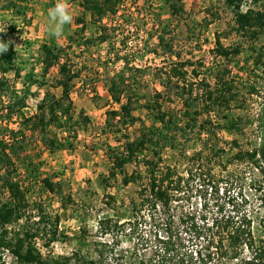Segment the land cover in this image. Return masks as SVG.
I'll return each instance as SVG.
<instances>
[{
  "label": "rangeland",
  "instance_id": "obj_1",
  "mask_svg": "<svg viewBox=\"0 0 264 264\" xmlns=\"http://www.w3.org/2000/svg\"><path fill=\"white\" fill-rule=\"evenodd\" d=\"M9 1L16 4L14 8H5ZM79 1L68 0L74 20L56 37L46 31L47 12L56 0H0V29L7 25L4 31L8 34L7 41L13 42L16 51L12 68L0 74L5 81L0 91V138L33 118L36 105L47 90L60 94V88L54 86L57 70L52 68L42 75V45L62 47L74 70H79L71 93L76 133L68 134L67 127L34 132L28 141L31 163L19 166V180L33 219L40 207L51 221L59 219L57 226H45L46 230L56 231V239L44 247L46 239L40 235L35 240L36 246L44 255L78 253L97 264H159L165 257L160 250V236L172 233V240L182 246V252L189 258L190 250L202 241L195 239L192 222L201 224L203 217L210 222L232 211L250 216L252 233L259 239L264 226L262 175L252 163L233 156L240 149L259 148L262 144L264 77L254 66L253 57L264 42V35L252 42L247 35L237 32L224 0H185L179 16L170 13L165 0H124L118 13L107 15L103 21L113 45L109 54L108 42L84 46V39L75 33L78 27L75 19L82 13ZM261 1L251 0L253 8H261ZM17 9L21 11L16 13ZM10 25H15L17 32L10 33L7 29ZM97 34L96 26L88 23L83 37L95 38ZM217 37L224 46L239 44L240 53L231 61L215 56ZM165 44L171 45L172 52ZM186 61L192 65H186L185 79L181 82L193 83V92L199 95L205 89L202 83L214 86L216 74L228 70L225 76L235 80L238 91L235 104L241 107L214 109L201 115L196 125L185 127L182 102L175 97L167 74L176 62ZM131 64L141 68L143 74L128 69ZM117 73L131 78L135 93L133 113L145 125L161 126L152 121L146 109L148 101L159 100L178 118L176 146L161 152L160 166L176 168L182 177L180 188L169 205L159 204L149 214L142 211L139 223H131L130 204L132 200H140V191L146 183L142 160L150 154H139L136 162L126 165L129 174L139 171L142 175L137 182L127 185L122 183L119 173L110 175L111 163L106 155L122 149L120 134L105 125L106 111L120 106L107 91L110 77ZM20 99L25 100L23 105H17ZM224 114L229 117L224 119ZM82 116L88 121L84 122ZM232 120H237V127L230 129L227 124ZM203 122L206 123L201 127ZM139 126L137 121L128 128L130 139L139 135ZM51 138L65 144V148L50 153L47 148ZM44 177L61 182L63 195L71 200L61 205L57 194L44 189ZM216 186L219 192L215 191ZM229 193L238 196L236 207L225 205L219 211L217 205L227 200ZM241 195L246 198L244 202L239 201ZM103 220L111 222L105 224ZM202 253L201 258L207 264H220L213 247ZM247 255L244 249L241 256Z\"/></svg>",
  "mask_w": 264,
  "mask_h": 264
},
{
  "label": "trees",
  "instance_id": "obj_2",
  "mask_svg": "<svg viewBox=\"0 0 264 264\" xmlns=\"http://www.w3.org/2000/svg\"><path fill=\"white\" fill-rule=\"evenodd\" d=\"M123 1H79L82 13L75 19L78 26L75 33L80 35V39H84L82 45L89 46L108 42L110 54L113 45L108 40L107 26L103 21L107 15L117 14ZM184 1L165 0V3L173 16H179L184 11ZM243 2L244 0H224L225 6L233 15L235 30L247 35L252 42H256L261 35H264V0L261 1V8H248L245 11L241 8ZM15 5L14 2L9 1L5 8H14ZM19 11L21 10L17 9L15 12L19 13ZM86 16L89 17V20H86ZM88 23L95 25L98 30L95 38L83 37ZM7 29L10 33L17 32L15 25H10ZM0 31L2 30L0 29ZM7 36L6 32H0V41H7ZM8 42L7 52L0 54V74L10 70L15 59L16 51L13 42ZM159 42L163 43V38H160ZM164 47L172 52L170 44H165ZM40 50L43 65L42 75H46L52 68L57 70L58 77L54 80V86L60 88V94L56 95L47 90L44 97L37 103L33 118L22 122L21 127L11 131L9 136L0 138V196H4L3 198L0 197V264H72V262L73 264H97L95 260H86L78 253L58 257L44 255L36 246L35 240L40 235L46 239L43 243L44 247H48L56 239V231L53 229L46 230L45 226L50 224L55 227L59 219L56 217L51 221V217L45 214L41 207L38 216L33 219L29 211V204L24 197L25 190L19 180V166L31 163L28 141L34 132L48 130L50 127H67L68 134L76 133L75 125L77 122L74 121L71 93L75 79L79 76V70H74L73 63L67 58V54L62 47L44 44ZM240 51L239 44L224 46L219 37L215 39L213 53L217 57L231 61V58L237 56ZM253 63L256 69L260 70V75L264 77V42L257 48ZM127 65H130V62ZM186 65L192 64L190 61L176 62L167 74V81L175 97L182 102V113L184 118L187 119L185 127L196 125L201 115L214 109L229 110L232 106L241 107V104H235L238 101L235 80L225 76L229 72L228 70H224L222 74H216L214 86L202 83L205 89L199 95L193 92V83L181 82L185 79ZM128 69L139 75L144 72L133 64ZM194 74L198 76L197 72H194ZM130 79L124 73H117L110 77L108 82V94L111 100L120 106L118 109L113 108L106 111L105 125L113 133L120 134L123 141L120 151L115 150L106 155L111 163L110 175L114 177L119 173L122 183L127 185L131 182H137L142 175L139 171L129 174L125 170L126 165L136 162L139 154L144 152L150 154V157L142 160L146 183L140 191V200L138 202L132 200L130 204L131 219L133 220L131 223H139L137 219L142 211L146 210L149 214L159 204L169 205L180 188L182 177L177 174L176 168L170 165L160 166L161 152L167 147L173 148L176 146L174 137L179 128L177 127L178 118L176 115L170 109L164 108L163 103L159 100L148 101L146 109H148L152 121L160 123V127L147 126L137 118L133 113L135 110L133 105L135 93ZM132 81L135 84L136 78ZM4 85L5 81L1 79L0 75V91H3L2 87ZM250 88L254 90L253 86ZM24 103L25 100L20 99L17 105H23ZM228 117L227 114L223 115L224 119ZM82 120L84 122L88 121L86 116H82ZM137 121L140 123L139 135L135 139H130L127 130ZM261 121L263 134L260 147L247 150L240 149L233 158L252 163L260 170L262 182H264V108ZM205 123L200 124L201 127H204ZM235 123H237V120L228 121L227 127L233 129L237 127ZM184 130L185 128H183ZM64 148L65 144L57 142L55 138L48 140L47 149L50 153ZM42 184L46 191L59 196L61 205L65 201L71 200L70 196L66 198L63 195L61 182L54 181L51 177H44ZM215 191L219 192L218 186L215 187ZM226 197L227 200L217 205L219 211L225 205L232 206V209L236 207L238 196L229 193ZM245 200L246 198L241 195L239 201L244 202ZM110 222L111 220L102 221L105 224ZM251 223L250 216L239 211H232V214L215 217L210 222L203 217L201 224L193 221L191 228L195 232V239L202 240L199 246L197 245L195 249L192 248L189 258H187L188 254L182 252V246L172 240V233L160 236L162 244L160 250L165 257L160 259L159 264H207L201 256L203 251L209 250L211 247L214 248L215 254L221 260L220 264H264V226L261 237L256 239L251 230ZM213 229L215 230L213 231ZM244 249L248 251V255L242 257L241 254ZM204 256L211 258L206 253H204ZM6 257H11V260L7 261Z\"/></svg>",
  "mask_w": 264,
  "mask_h": 264
},
{
  "label": "clouds",
  "instance_id": "obj_3",
  "mask_svg": "<svg viewBox=\"0 0 264 264\" xmlns=\"http://www.w3.org/2000/svg\"><path fill=\"white\" fill-rule=\"evenodd\" d=\"M74 15L69 8L68 0H56V3L47 12L46 31L52 35L59 37L64 33L65 26L71 25ZM7 25L3 27L4 32ZM9 48L8 41H0V54L7 52Z\"/></svg>",
  "mask_w": 264,
  "mask_h": 264
},
{
  "label": "built area",
  "instance_id": "obj_4",
  "mask_svg": "<svg viewBox=\"0 0 264 264\" xmlns=\"http://www.w3.org/2000/svg\"><path fill=\"white\" fill-rule=\"evenodd\" d=\"M254 6L251 4V0H244L243 4L241 5L242 10H247L248 8H253Z\"/></svg>",
  "mask_w": 264,
  "mask_h": 264
}]
</instances>
